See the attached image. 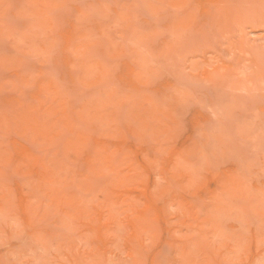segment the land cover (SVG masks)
<instances>
[{
	"label": "rangeland",
	"instance_id": "obj_1",
	"mask_svg": "<svg viewBox=\"0 0 264 264\" xmlns=\"http://www.w3.org/2000/svg\"><path fill=\"white\" fill-rule=\"evenodd\" d=\"M0 264H264V0H0Z\"/></svg>",
	"mask_w": 264,
	"mask_h": 264
}]
</instances>
